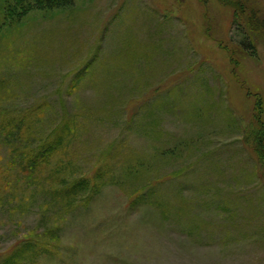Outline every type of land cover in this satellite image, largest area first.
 Returning <instances> with one entry per match:
<instances>
[{"label": "rangeland", "instance_id": "obj_1", "mask_svg": "<svg viewBox=\"0 0 264 264\" xmlns=\"http://www.w3.org/2000/svg\"><path fill=\"white\" fill-rule=\"evenodd\" d=\"M246 23L217 0H75L0 28V264H264Z\"/></svg>", "mask_w": 264, "mask_h": 264}, {"label": "trees", "instance_id": "obj_2", "mask_svg": "<svg viewBox=\"0 0 264 264\" xmlns=\"http://www.w3.org/2000/svg\"><path fill=\"white\" fill-rule=\"evenodd\" d=\"M75 0H0V28L17 25L23 21L30 13L34 11H54L66 9L74 5ZM219 3L225 6H230L234 8L236 12V17L247 16L246 29L248 34L250 35V40H244L243 45H253V40L251 35L255 38L254 35L259 37L260 35H264V18L258 15L256 10L250 11L246 8V3L243 0H217ZM261 98H259L260 100ZM258 114L256 116L257 121L260 123V129L258 132H253L254 137H259V143L261 144L260 148L264 147V109L263 102L258 101ZM16 129V128H15ZM15 129L5 131L9 133L10 136H5L9 139L13 140L15 146L19 147L24 144L22 135L23 131L20 130V133L14 135L16 132ZM18 130V129H17ZM30 144V146H29ZM26 147H23L19 157L23 158L22 167H26L27 170L35 171L38 170L39 167H42L45 163L49 162L56 150L55 147L58 144L54 141H41L40 144L34 145L32 141H30ZM31 146L33 148L31 149ZM85 183H80L75 186V188L80 189L84 187ZM23 253L22 251L13 254L11 257H7V261L5 264H15L18 260V255Z\"/></svg>", "mask_w": 264, "mask_h": 264}]
</instances>
